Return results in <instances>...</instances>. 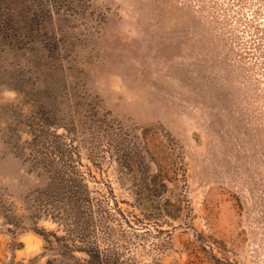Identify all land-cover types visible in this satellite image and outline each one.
<instances>
[{
    "label": "rangeland",
    "instance_id": "374dc122",
    "mask_svg": "<svg viewBox=\"0 0 264 264\" xmlns=\"http://www.w3.org/2000/svg\"><path fill=\"white\" fill-rule=\"evenodd\" d=\"M73 172L117 264H264V0H0V264H87Z\"/></svg>",
    "mask_w": 264,
    "mask_h": 264
},
{
    "label": "trees",
    "instance_id": "16d2710c",
    "mask_svg": "<svg viewBox=\"0 0 264 264\" xmlns=\"http://www.w3.org/2000/svg\"><path fill=\"white\" fill-rule=\"evenodd\" d=\"M153 176L149 175L147 183L155 181ZM82 177L81 173L74 172L67 177H52L53 190L49 192L50 198L43 202L42 208L54 219L62 233L58 235L42 227L36 231L46 242L50 240V234L54 239H61L65 250L83 251L87 256V264H117L119 251L108 220L113 217L114 211L119 212L120 209L115 203L112 210L108 208L105 212L96 203L97 197L90 195ZM100 223L102 230L98 234L95 228ZM12 242L13 247L21 245L19 240L13 239Z\"/></svg>",
    "mask_w": 264,
    "mask_h": 264
}]
</instances>
